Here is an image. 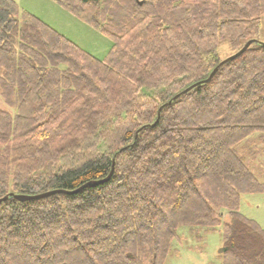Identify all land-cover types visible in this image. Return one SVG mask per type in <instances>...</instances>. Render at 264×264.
<instances>
[{"label": "trees", "instance_id": "obj_1", "mask_svg": "<svg viewBox=\"0 0 264 264\" xmlns=\"http://www.w3.org/2000/svg\"><path fill=\"white\" fill-rule=\"evenodd\" d=\"M52 1L112 47L96 60L0 0V97L15 111L0 110V199L114 169L75 194L1 202L0 264H164L179 228L198 241L221 228L220 264H264V230L238 212L264 193L249 169L261 150H234L264 133V0ZM248 41L156 118L221 44L228 57Z\"/></svg>", "mask_w": 264, "mask_h": 264}, {"label": "rangeland", "instance_id": "obj_2", "mask_svg": "<svg viewBox=\"0 0 264 264\" xmlns=\"http://www.w3.org/2000/svg\"><path fill=\"white\" fill-rule=\"evenodd\" d=\"M20 12L28 13L39 19L45 25L63 36L85 53L99 61L105 60L112 43L105 37L95 32L88 25L60 8L52 0H13ZM257 41L264 44V14L260 20V29ZM226 44L220 45V62L236 54L233 52L226 56ZM243 47V46H242ZM240 48V47H239ZM219 62V63H220ZM1 75V70H0ZM0 110L15 114L13 109L6 106L0 97ZM159 110V109H158ZM158 112V111H157ZM157 118V116H156ZM261 137L262 143H259ZM254 139V141H250ZM246 141H250L246 143ZM100 144L99 146H101ZM255 147V149H254ZM261 150L256 155L255 165L249 169L259 184H264V133H254L243 143L239 144L236 153L247 155L251 150ZM100 152V150L98 151ZM248 161V158L246 159ZM245 161V162H246ZM238 212L246 219L256 222L264 230V193L243 194L239 199ZM222 222L229 220L228 214L223 212ZM178 240L171 242L170 252L164 264H220L221 263V228L211 233H206L202 241H198L194 235L188 233L185 228L177 230Z\"/></svg>", "mask_w": 264, "mask_h": 264}, {"label": "water", "instance_id": "obj_3", "mask_svg": "<svg viewBox=\"0 0 264 264\" xmlns=\"http://www.w3.org/2000/svg\"><path fill=\"white\" fill-rule=\"evenodd\" d=\"M257 41H248L246 42L243 47L234 55L224 59L223 61H221L213 70L212 72L209 74L208 78L206 80H203L201 82H198L192 86H190L189 88H187L186 90H184L183 92H181L180 94L176 95L175 97L172 98V100H170L169 102H167L166 104L162 105L158 112H157V119L160 115V112L163 108H165L167 105L171 104V102L175 101L176 99H178L181 95L189 92L190 90H192L193 88H195L196 86L198 85H203V84H206L209 82V80L214 76V74L218 71V69L223 66L224 64L234 60L235 58L239 57L251 44H255ZM260 45L264 46L263 43H260ZM154 123L151 125L153 126ZM137 134L138 132L136 133L135 135V139L137 138ZM113 169H114V162L112 163V166H111V170L108 174V176L101 180V181H95V182H91V183H87L85 185H83L82 187L78 188L77 190L75 191H64V190H53V191H49V192H45V193H41V194H38V195H32V196H28V195H14V194H9L8 196H5L4 198H1L0 199V203L1 202H4L6 201L9 197L13 198L14 200H16L17 202H28V201H34V200H43V199H47L49 197H52L54 195H57V194H63V195H70V194H75L77 192H79L81 189L87 187V186H95V185H100V184H103L105 183L112 175L113 173Z\"/></svg>", "mask_w": 264, "mask_h": 264}]
</instances>
